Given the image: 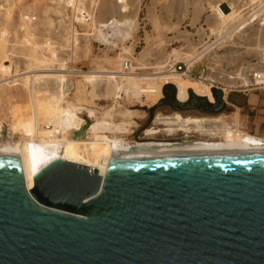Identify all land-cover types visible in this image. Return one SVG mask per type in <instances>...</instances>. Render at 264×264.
Returning a JSON list of instances; mask_svg holds the SVG:
<instances>
[{
  "label": "rangeland",
  "instance_id": "rangeland-1",
  "mask_svg": "<svg viewBox=\"0 0 264 264\" xmlns=\"http://www.w3.org/2000/svg\"><path fill=\"white\" fill-rule=\"evenodd\" d=\"M263 3L264 0H67L66 7L65 0H0V145L8 138L13 143L25 139L23 132L12 125L20 117L33 116L32 101L46 107L58 104L59 108H67L68 103L82 107L84 110L77 114L82 127L71 138L87 127L80 136L84 142L95 140L88 129L107 112L110 117L106 118L116 124L123 117L128 119L122 136L129 143L225 142L228 132L237 129L264 138V124L259 123L256 110L239 109L240 105L229 101L235 106L225 104L215 113L196 108L179 111L174 108V102L182 103L178 99V81L166 84L164 79L154 78L159 72L169 71L175 55L191 60L216 43L210 52L194 59L196 81L183 79L206 85L211 91L244 90L233 92L232 98L259 100L260 91L249 90L255 88L253 75H264V25L258 18L246 21L245 16ZM85 10L93 17L90 22H86ZM28 14L37 17L32 26L21 22ZM238 26L245 28L219 40ZM10 32L13 36L8 40ZM124 60L132 61L138 77L130 80L121 76ZM4 65L11 66L9 73ZM61 68L68 70L63 73L67 75L65 83L56 77ZM103 71L115 72L117 82L102 78L92 85L80 76ZM34 74L42 77L31 80ZM136 84L145 89L161 86L160 93L136 97ZM192 96L204 105L215 103L193 89L184 102L188 103ZM175 115L200 119L207 131H164L169 127L157 118ZM47 119H42V127L49 125L50 117ZM152 128L162 131L152 137L145 135Z\"/></svg>",
  "mask_w": 264,
  "mask_h": 264
},
{
  "label": "water",
  "instance_id": "water-1",
  "mask_svg": "<svg viewBox=\"0 0 264 264\" xmlns=\"http://www.w3.org/2000/svg\"><path fill=\"white\" fill-rule=\"evenodd\" d=\"M212 93L174 108L218 112ZM0 264H264V152L119 155L105 176L56 160L30 192L0 156Z\"/></svg>",
  "mask_w": 264,
  "mask_h": 264
},
{
  "label": "bare ground",
  "instance_id": "bare-ground-1",
  "mask_svg": "<svg viewBox=\"0 0 264 264\" xmlns=\"http://www.w3.org/2000/svg\"><path fill=\"white\" fill-rule=\"evenodd\" d=\"M219 12L221 13V15L223 14L221 10H219ZM111 24H113V22ZM238 28L240 30H243L245 26L236 27L235 29L227 32L219 40L221 41L223 38H227L230 34H232L234 30ZM215 45L216 43L207 47L195 58L200 59L204 54L210 52ZM173 58L180 59L178 55H175ZM195 58L191 59V61H194ZM124 61L122 63H124ZM3 68L8 73L11 71L10 65H4ZM134 71L135 68L133 65L132 69L129 72L123 71L122 68L120 69L121 76L124 75L129 79L138 77L137 74H134ZM58 72H60V74L56 75V77L59 78L60 82H67V75L63 73H67L68 70L66 72V68H61L58 70ZM28 74H30V72ZM81 74H83V72ZM16 76H19V74ZM80 76L84 77L86 81L88 83H91L92 85H94L99 79L102 78H107L112 82H117L115 80L118 78L115 72L108 71L93 73L91 72L88 74L84 73V75ZM39 77L42 76H36V74H34L31 80H37ZM154 78L158 80L164 79L166 84L173 83L172 81L177 80L178 99L181 102H184V100L187 98L188 91L193 89L196 93L204 95L209 99L210 102L214 103V95L206 85L189 83L187 80L191 82H193V80L189 78H186L187 80H184V77H182L180 74L173 73L169 70L168 72L157 73ZM135 86V96L140 98L146 94L156 95L160 93L161 87H149L145 89L137 84ZM31 93L33 94V97H35L34 89ZM118 98H120V96H118ZM56 106L57 107H46L42 104H37V102L32 101L30 110H33V116L29 117V119H23L20 117V119L17 120L18 122L12 125L13 127L10 125L12 128L20 129L23 132L25 139L21 143H13L8 138L6 140L7 143H1L0 145V156H13L20 159L28 192H30L34 188V177L41 170H43V168L56 160H63L66 162L75 163L77 165L86 166L90 169L98 170L101 176H105L110 163L113 162L119 155L129 154L134 156H156L184 152H234L237 154H253L264 152V138L250 135L246 132L241 131L240 129L228 132L229 134L226 138L227 141L225 142L129 143L122 136L125 133L123 126L128 127L126 126L129 122L128 119L123 117L121 123L116 124L111 119V121H109L106 118L108 116L110 117V114L107 111V113H104L102 115V119H97L94 124H92L88 129V133L93 134L95 140L84 142L83 139H80V136L77 135L76 138H71V135L78 131L83 122L77 114L84 109L80 106L75 105L74 103H68L67 108H59L58 104ZM89 112L91 114L95 113L93 110H89ZM48 117H50L48 121L49 125L42 127V119H47ZM92 117L96 118L95 116ZM157 119L156 120L159 121L160 124H165L166 127H169L164 131L170 133L186 132L190 134L195 131L197 133L207 131L206 129H204L205 123L203 124L202 120L200 119H185L180 115ZM10 129H8V131ZM161 131L160 129L157 130V128H152L149 129L145 135L152 137L156 136ZM109 134H113V137H110Z\"/></svg>",
  "mask_w": 264,
  "mask_h": 264
},
{
  "label": "built area",
  "instance_id": "built-area-1",
  "mask_svg": "<svg viewBox=\"0 0 264 264\" xmlns=\"http://www.w3.org/2000/svg\"><path fill=\"white\" fill-rule=\"evenodd\" d=\"M66 1L65 0V6L67 7L66 5ZM69 9L73 10V8L71 6H69ZM87 13L85 14L86 17V22H90L92 20V15L90 13V11L88 10H85ZM253 18H258L259 19V23L264 25V3L255 8L251 13H249L247 16H245V20L248 21V20H251ZM21 22H23V24H26V25H33L35 24V21L37 19L36 16L34 15H26L24 18H21ZM1 33V32H0ZM22 33V31H21ZM2 36L4 38H6V34L3 33ZM13 35L9 34V38L8 40L11 39ZM196 61H191L189 59H174L172 60V62L169 64V70L172 71L173 73H176V74H180L182 77L184 78H189L191 80H195V76L193 75V67L195 65ZM132 61L131 60H125L124 63H122V66L121 68L123 69V71H130L132 69ZM253 82L255 84V88L253 89H262L264 88V75L262 73H255L253 75ZM212 89V88H211ZM222 92H223V99L225 100L226 104H230V102L227 100V97L232 94L233 92H244V90H237V89H231V88H223L221 89ZM252 90V89H250Z\"/></svg>",
  "mask_w": 264,
  "mask_h": 264
},
{
  "label": "crops",
  "instance_id": "crops-1",
  "mask_svg": "<svg viewBox=\"0 0 264 264\" xmlns=\"http://www.w3.org/2000/svg\"><path fill=\"white\" fill-rule=\"evenodd\" d=\"M261 90L264 91V88H262ZM261 90H257V89L249 90V91H260L259 95H258L259 100H255V102H252L251 99H248V98H243L242 100L239 98H237V99L232 98V94H230L227 97V100L230 102L235 101L238 105H240L239 109L251 110V111L256 110L257 114H258L257 118H258L259 123L264 124V96H261V94L263 93V92H261ZM249 94H247V95H249ZM229 105L235 106L233 103H231Z\"/></svg>",
  "mask_w": 264,
  "mask_h": 264
},
{
  "label": "flooded vegetation",
  "instance_id": "flooded-vegetation-1",
  "mask_svg": "<svg viewBox=\"0 0 264 264\" xmlns=\"http://www.w3.org/2000/svg\"><path fill=\"white\" fill-rule=\"evenodd\" d=\"M211 107H212V105H211ZM195 108L197 109V110H202L201 108H199V107H196L195 106ZM189 108H187L186 110H188Z\"/></svg>",
  "mask_w": 264,
  "mask_h": 264
},
{
  "label": "trees",
  "instance_id": "trees-1",
  "mask_svg": "<svg viewBox=\"0 0 264 264\" xmlns=\"http://www.w3.org/2000/svg\"><path fill=\"white\" fill-rule=\"evenodd\" d=\"M165 90H166V88H165ZM166 93L168 94V91H166Z\"/></svg>",
  "mask_w": 264,
  "mask_h": 264
}]
</instances>
